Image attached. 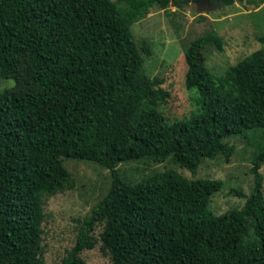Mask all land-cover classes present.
I'll use <instances>...</instances> for the list:
<instances>
[{
    "label": "trees",
    "instance_id": "trees-1",
    "mask_svg": "<svg viewBox=\"0 0 264 264\" xmlns=\"http://www.w3.org/2000/svg\"><path fill=\"white\" fill-rule=\"evenodd\" d=\"M169 3L0 0V79L13 81L0 90V264H43L41 206L71 187L66 159L96 164L110 183L75 221L72 246L53 264H86L80 254L96 242L108 264H264V148L250 160L248 194L229 189L241 207L220 215L208 206L220 180L163 171L131 185L116 169L130 160L168 159L194 175L202 160L228 161L234 148L223 139L264 134L263 48L214 78L195 101L199 113L165 121L157 104L167 92L143 73L141 53L149 51L137 47L130 27ZM207 46L221 51L213 31L183 49L187 90L201 77L198 56Z\"/></svg>",
    "mask_w": 264,
    "mask_h": 264
},
{
    "label": "rangeland",
    "instance_id": "rangeland-1",
    "mask_svg": "<svg viewBox=\"0 0 264 264\" xmlns=\"http://www.w3.org/2000/svg\"><path fill=\"white\" fill-rule=\"evenodd\" d=\"M172 1L165 9L150 10L130 27L137 47L142 46L149 51L148 56L141 53L143 73L160 81V87L167 92V97L157 104V109L168 123L186 120L199 113L200 107L195 101L209 93L216 76H222L244 56L264 49V43L259 41L264 35V0H233L229 5L205 0L201 8L209 10L199 14L196 12L199 0L180 3L179 7ZM204 31H213L220 37L221 51L207 46L200 52L201 77L193 89L187 90L183 85V49ZM12 86L11 79H0V90ZM222 142L234 148L228 161L224 162L221 156L202 160L194 175L168 159L156 163L143 158L130 160L119 163L116 169L119 176L131 185L163 171H173L187 179L220 180L221 190L212 194L208 203L209 210L220 215L241 207L243 199L229 194V189L248 194L252 183L248 171L250 160L264 148V134L255 130L245 137L231 136ZM62 165L71 175L72 185L54 191L41 206L39 256L43 264H53L65 255L74 241L75 221L105 195L110 183L108 171L92 162L66 159ZM258 172L262 177L264 195V164ZM99 231V228L95 229V239ZM80 256L86 264L109 262V256L101 252L98 242Z\"/></svg>",
    "mask_w": 264,
    "mask_h": 264
},
{
    "label": "water",
    "instance_id": "water-1",
    "mask_svg": "<svg viewBox=\"0 0 264 264\" xmlns=\"http://www.w3.org/2000/svg\"><path fill=\"white\" fill-rule=\"evenodd\" d=\"M204 2H205V0H199L198 2H196V12H197V14L205 13V12H207L209 10V9L201 8L202 5L204 4Z\"/></svg>",
    "mask_w": 264,
    "mask_h": 264
}]
</instances>
